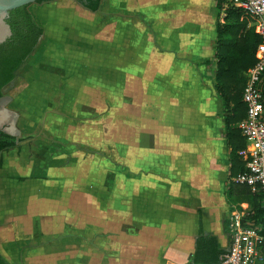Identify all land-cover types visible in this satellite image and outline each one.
Masks as SVG:
<instances>
[{
	"label": "crops",
	"instance_id": "crops-1",
	"mask_svg": "<svg viewBox=\"0 0 264 264\" xmlns=\"http://www.w3.org/2000/svg\"><path fill=\"white\" fill-rule=\"evenodd\" d=\"M59 1H51L52 7L42 3L36 17L44 28L36 50L37 80L44 89H60L62 105L86 123L85 133L118 139V160L126 165H117L112 178L102 165L99 242L90 220L92 176L84 171V179L77 178L74 168L65 181L72 187L65 213L75 238L57 247H69L74 264H189L202 228L228 249L224 222L232 210L243 205L248 210L249 204L228 198L239 172L232 175L221 100L205 64L216 50V0H102L98 11L75 0L58 6ZM112 115L115 130L109 129ZM106 140L101 144L108 147ZM14 149L4 151L9 156L3 155L1 169L18 165ZM79 182L83 195L74 188ZM44 191L28 197L41 212L52 201ZM17 208L5 210L3 219L0 205V224L11 238ZM78 232L85 236L83 248Z\"/></svg>",
	"mask_w": 264,
	"mask_h": 264
},
{
	"label": "rangeland",
	"instance_id": "rangeland-1",
	"mask_svg": "<svg viewBox=\"0 0 264 264\" xmlns=\"http://www.w3.org/2000/svg\"><path fill=\"white\" fill-rule=\"evenodd\" d=\"M62 3L63 6H67V3L65 4L62 0L57 2V5L61 6ZM44 4H48L47 7L56 5L55 2ZM42 5L31 4L30 10L35 18L42 10ZM89 53L90 51L87 52V54ZM36 55L37 51L20 66L16 78L5 87L3 96L0 97V113L5 111L0 114V118L4 119V126L8 127L17 137L23 138L19 147H16L13 152L15 154L13 162L18 165H6L0 170V205L3 219L7 216L5 210L11 209L13 205L18 207L13 214L12 222L16 236L13 235L14 238H11L9 234H4L5 227L1 223L0 247L2 256L11 263L66 264L68 261V263L74 264L69 254L70 248L57 247L59 242L68 246L69 241L75 238L74 234H70L69 216L65 213L69 205V201H65V198L72 187L66 185L65 181L72 176L74 168L77 173L80 172L77 178L84 179V171L92 176L93 214L92 217L90 216V220L93 226H96L94 227V231H97L94 233L95 242L96 239H100L99 209L101 206L102 165L109 168L107 178H112L117 173V165H121L119 168L122 169L126 164L124 161L118 160L120 155L116 152L115 146L118 139L113 137L107 140L106 138L100 139L93 134L85 133V122L75 117L72 108L70 110V107L62 105L59 99L60 89H44L39 84ZM89 126L93 128V126ZM116 128L117 123L112 115L110 116L109 129L115 130ZM101 140L103 143L106 140L108 147L101 144ZM4 154L7 153L3 152ZM125 158L123 159L125 160ZM74 162H77L78 165H75ZM32 163H34V168L32 165H25ZM69 163L70 165H68ZM35 165L39 167L37 172ZM28 166L31 169L29 171L26 169ZM18 167H23L24 171L15 173L7 171V168ZM90 169L91 172H89ZM13 174L25 175L26 179L34 178L37 185L31 184L29 179L21 181L17 178L19 176ZM83 186V183L79 182L74 188H79L80 190L77 191L83 195L84 189L81 190ZM107 188L110 195L115 193L113 186ZM38 189H45V196L50 195L49 197L52 199V201L45 202L42 212V207L40 209L37 202L28 199L29 195ZM76 210L79 213L80 206H77ZM17 226L25 228L27 231L23 232ZM60 227H62L61 230H59ZM109 230L111 229L109 228ZM76 235L82 244L81 248H83L84 234L78 232ZM95 252L93 250L94 254ZM55 254L57 255L55 256Z\"/></svg>",
	"mask_w": 264,
	"mask_h": 264
},
{
	"label": "trees",
	"instance_id": "trees-1",
	"mask_svg": "<svg viewBox=\"0 0 264 264\" xmlns=\"http://www.w3.org/2000/svg\"><path fill=\"white\" fill-rule=\"evenodd\" d=\"M51 1L55 0H37L36 3ZM75 1L91 11H98L102 6V0ZM216 5V50L214 58L205 61V64L214 76V88L221 100V113L226 125L225 137L230 148L233 175L240 173L245 167V162L238 151L246 146V139L238 123L247 114L246 105L242 100L246 74L258 59L256 48L261 38L251 25L253 18L236 7L232 0H216ZM30 6L31 4L12 10L8 19L12 35L0 45V97L5 87L16 78L20 66L35 53L44 36V28L37 22ZM222 11L225 13L223 21L220 20ZM262 89L264 94V87ZM22 140L23 138L0 129V169L3 165V152L19 147ZM228 198L232 203L247 202L249 209L245 219L246 225L259 227L264 234V191L253 192L250 186L233 180L229 185ZM224 226L229 233L228 221L224 222ZM227 251V248L221 246L215 234L206 233L201 228L196 238L195 250L188 263L221 264ZM0 264H11L1 252Z\"/></svg>",
	"mask_w": 264,
	"mask_h": 264
},
{
	"label": "built area",
	"instance_id": "built-area-1",
	"mask_svg": "<svg viewBox=\"0 0 264 264\" xmlns=\"http://www.w3.org/2000/svg\"><path fill=\"white\" fill-rule=\"evenodd\" d=\"M233 4L253 18L251 25L261 41L257 45L258 59L247 71L242 100L246 117L238 123L246 146L238 151L245 167L234 181L246 184L253 192L264 191V0H232ZM244 207V205H243ZM235 208L228 217L229 246L221 264H264V234L259 227L246 224L247 207Z\"/></svg>",
	"mask_w": 264,
	"mask_h": 264
},
{
	"label": "water",
	"instance_id": "water-1",
	"mask_svg": "<svg viewBox=\"0 0 264 264\" xmlns=\"http://www.w3.org/2000/svg\"><path fill=\"white\" fill-rule=\"evenodd\" d=\"M36 1L37 0H0V45L12 35V29L8 22L11 11L25 5L36 3ZM4 112L3 110L1 113ZM0 129L15 135L8 127L4 126V119L2 118H0Z\"/></svg>",
	"mask_w": 264,
	"mask_h": 264
},
{
	"label": "flooded vegetation",
	"instance_id": "flooded-vegetation-1",
	"mask_svg": "<svg viewBox=\"0 0 264 264\" xmlns=\"http://www.w3.org/2000/svg\"><path fill=\"white\" fill-rule=\"evenodd\" d=\"M3 96V95H2Z\"/></svg>",
	"mask_w": 264,
	"mask_h": 264
}]
</instances>
